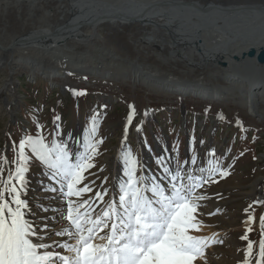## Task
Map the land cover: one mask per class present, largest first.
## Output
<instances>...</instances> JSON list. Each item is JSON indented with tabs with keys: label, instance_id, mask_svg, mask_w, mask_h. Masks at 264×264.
Returning <instances> with one entry per match:
<instances>
[{
	"label": "bare ground",
	"instance_id": "obj_1",
	"mask_svg": "<svg viewBox=\"0 0 264 264\" xmlns=\"http://www.w3.org/2000/svg\"><path fill=\"white\" fill-rule=\"evenodd\" d=\"M6 19L18 23L26 19L34 23L25 25L19 35L6 36L7 42L2 39L3 31L0 30V67L5 61L14 64L15 72L18 68L30 69V65L37 71L47 70L55 75L66 70L77 73L87 82L90 79L87 74L99 77L104 74V78L112 79L111 72L119 67L116 64L123 63L131 67L128 69H134L130 77H124L131 84L145 86L163 96H197L214 102L227 100L245 108L250 115L264 119V65L248 56L251 50L259 52L264 48V0H0V23ZM134 38L139 40L134 41ZM132 50L137 51V55H131L134 63L129 62ZM10 51L13 53L9 57L3 54ZM235 56L240 58L239 63L234 61ZM245 62L255 69L254 74L238 73L239 65ZM144 63L161 67L159 70L170 69L172 73L162 75L153 67L147 71ZM6 87L9 85H4ZM13 102L12 96L2 101L7 107ZM77 134L78 142L71 145V151L79 157L86 146L82 131ZM126 138H122L121 143ZM122 147L117 149L116 156L120 155ZM143 157L146 159L148 155ZM110 163L113 169L109 194L116 197L122 182L121 169L116 157H111ZM148 169H142L140 175L159 177ZM45 182V187H41L43 194L54 193L50 191L52 187L59 189L62 186L57 181ZM252 189L258 194L257 187ZM45 198L52 202L40 206L38 211L42 217L38 223L33 221L38 214L32 213L30 208L27 218L38 230L46 223L53 231L67 225L64 215L69 198L60 191ZM202 203L206 205L205 201ZM206 207L204 212H215ZM222 209L220 206L213 218L203 216L208 220H203L205 226L191 234L226 236L234 240L228 236L226 228L232 215ZM209 220L218 221V225H212ZM215 239L223 243L212 244L206 249L207 264H241L239 260L246 256L247 241L239 239V244L234 241L232 245L223 239ZM253 258V264H256L258 253ZM195 264H205V261L197 259Z\"/></svg>",
	"mask_w": 264,
	"mask_h": 264
},
{
	"label": "rangeland",
	"instance_id": "obj_2",
	"mask_svg": "<svg viewBox=\"0 0 264 264\" xmlns=\"http://www.w3.org/2000/svg\"><path fill=\"white\" fill-rule=\"evenodd\" d=\"M225 1L221 0V2ZM10 21L6 19L4 23H0V30L3 31L2 39L5 42L11 35H19L25 25L30 26L34 23L26 19L23 23ZM7 32L9 34H6ZM137 40L139 38H134V41ZM12 53L10 51L3 54L9 57ZM132 54L137 55V51L132 50L130 59L127 57L130 63H134ZM170 55L177 56L173 53ZM180 56L178 54V57ZM234 61L239 63L240 58L235 56ZM7 63L4 61V65L0 67V179L15 175L17 146L23 138L42 136L49 147L53 142L63 141L73 149L71 145L78 142L79 130L84 134V143L86 142L95 117L98 128L93 142L102 140V143L98 145L99 154L92 161L95 167L84 173L87 179L78 185V187L89 185L93 191L83 193L80 199L94 198L97 191L107 190L110 193V177L113 169L110 163L111 157L118 159L121 168L120 178L125 181L127 165L123 157L128 151L138 161V176L142 173V169L146 170L149 167L147 171L156 172L162 177L163 173L157 160L162 155L181 162L195 155L198 163L203 161L204 167H207L208 159H213L218 161L221 170L227 171L228 175L214 174L213 179L218 182H210L200 191L211 197L205 201L207 210L214 209L218 213L222 206V210L226 211L227 215H232L226 228L228 236L233 237L234 240L227 239L226 236L215 238L223 239L227 243L231 242L232 245L234 241L239 244L240 237L250 226L252 232L248 235L254 242L253 255L258 253V245L262 239L258 222L261 216H264V203H262L264 202V119L250 115L245 108L227 100L214 102L212 99L209 101L197 96H163L145 86L131 84L129 79L125 80L124 77H130L134 69H128L131 67L123 63L116 64L119 66L118 72H111L112 79L104 78V74L100 77L87 74L90 77L87 82L74 72L63 70L55 75L47 70L37 71L31 65L30 69L18 68L15 72L14 64ZM143 65L145 70L155 68L149 63ZM178 66L181 67V64L178 63ZM218 66L223 68L221 64ZM159 69L161 67L154 70L162 75L172 73L170 69ZM254 71L255 69L246 62L238 67V73L245 72L244 74L251 75ZM141 75L145 77L142 73ZM172 77L179 78V76ZM158 81L160 82L159 78ZM4 85H9V88H4ZM74 90L85 94L74 95ZM9 96L14 100L11 107L2 103L3 99ZM131 107L135 108L136 113L132 123L128 124ZM221 116L223 119L220 118ZM125 136L126 141L121 143ZM122 145L120 155L116 156L117 149ZM25 153L30 159L29 171L25 174L28 186L22 198H26L29 202L30 211L38 214L33 219L38 223L42 217L39 216L38 211L40 206L47 201L52 202L45 197L51 198L56 194V192L43 194L41 190V187H45L43 182L52 184L57 179L49 175L50 170L36 158L31 147H26ZM210 153L214 155L210 156ZM144 154L148 155L150 161L147 157L146 159L143 157ZM5 160L9 163H4ZM148 162H152L150 166ZM191 167L195 171L196 166ZM13 183L19 185L15 180ZM254 187L255 189L257 187L258 194L252 189ZM117 192L119 193V189ZM251 192L253 195H250ZM109 196L110 194L104 199ZM80 199L73 197L72 200L80 202ZM96 203L99 204V201ZM217 213L213 216H217ZM249 214L254 217V222L250 225L245 223ZM201 219L206 221L204 217ZM209 223L218 225V221L216 223L215 220H209ZM254 260L253 258L252 264Z\"/></svg>",
	"mask_w": 264,
	"mask_h": 264
},
{
	"label": "snow or ice",
	"instance_id": "obj_3",
	"mask_svg": "<svg viewBox=\"0 0 264 264\" xmlns=\"http://www.w3.org/2000/svg\"><path fill=\"white\" fill-rule=\"evenodd\" d=\"M84 94L74 90V95ZM135 113L131 107L128 124L132 123ZM97 128L94 117L85 142L86 150L79 157L63 141L53 142L49 147L42 136H28L19 142L15 175L0 179V264H195L197 259L207 264L206 249L223 241L215 236L191 234L205 226L200 217L216 214L203 211L206 205L202 202L211 197L200 190L210 182H218L213 179L214 174L227 176L228 172L222 171L213 159H208L204 167L195 155L183 162L162 155L157 158L162 177L138 176V161L128 151L123 157L127 179L119 184L117 196L105 201L104 197L109 195L105 190L97 191L94 198L80 199L83 193L93 191L89 185H78L87 179L84 173L95 167L92 161L102 143V140L93 142ZM26 147H31L36 158L50 170L49 175L62 185L50 191H60L69 198L64 215L68 223L55 231L47 223L38 230L27 218L29 202L22 198L28 186L25 174L29 171L30 158L25 153ZM13 180L19 183V189ZM252 222L254 217L249 214L245 223ZM258 223L262 239L256 264H264V216ZM251 232L249 226L240 237L247 241L241 264H252L254 242L248 236Z\"/></svg>",
	"mask_w": 264,
	"mask_h": 264
},
{
	"label": "water",
	"instance_id": "obj_4",
	"mask_svg": "<svg viewBox=\"0 0 264 264\" xmlns=\"http://www.w3.org/2000/svg\"><path fill=\"white\" fill-rule=\"evenodd\" d=\"M248 56L252 59L256 58L261 65H264V48L257 52L255 49L251 50Z\"/></svg>",
	"mask_w": 264,
	"mask_h": 264
}]
</instances>
